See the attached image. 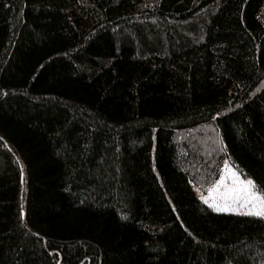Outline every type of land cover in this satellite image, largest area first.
Listing matches in <instances>:
<instances>
[{
  "label": "trees",
  "instance_id": "16d2710c",
  "mask_svg": "<svg viewBox=\"0 0 264 264\" xmlns=\"http://www.w3.org/2000/svg\"><path fill=\"white\" fill-rule=\"evenodd\" d=\"M226 159L264 193V0H0V264H264Z\"/></svg>",
  "mask_w": 264,
  "mask_h": 264
},
{
  "label": "rangeland",
  "instance_id": "374dc122",
  "mask_svg": "<svg viewBox=\"0 0 264 264\" xmlns=\"http://www.w3.org/2000/svg\"><path fill=\"white\" fill-rule=\"evenodd\" d=\"M212 133L211 129L207 130V134L212 135ZM233 172L236 174L235 176L232 175ZM248 180H251L255 185L250 176L243 175L229 159H226L223 163L220 177L207 190L195 185L194 189L197 196L214 210H216V206L221 208L228 207L235 210L220 212L255 215L249 213L264 211V201L259 199V197L264 196V193L256 185L254 188H247L245 182ZM253 196L257 197V199H252ZM246 201L250 202L246 203ZM257 216L264 218V215Z\"/></svg>",
  "mask_w": 264,
  "mask_h": 264
},
{
  "label": "snow or ice",
  "instance_id": "6c2138e0",
  "mask_svg": "<svg viewBox=\"0 0 264 264\" xmlns=\"http://www.w3.org/2000/svg\"><path fill=\"white\" fill-rule=\"evenodd\" d=\"M232 175L235 176L236 174L233 172ZM221 183H223V181H221ZM245 185H246L247 188H254L255 187V185L253 184V182L251 180L246 181ZM252 199H257V197L253 196ZM259 199L264 201V196L259 197ZM248 202H250V201H246V203H248ZM216 210L217 211H230V210L234 211L235 209H229L228 207L221 208L219 206H216ZM249 214L264 215V211H257L255 213H249Z\"/></svg>",
  "mask_w": 264,
  "mask_h": 264
}]
</instances>
